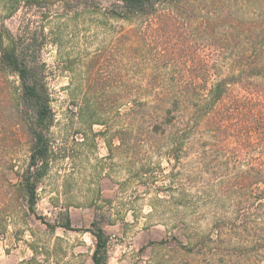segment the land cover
Here are the masks:
<instances>
[{"label": "rangeland", "instance_id": "374dc122", "mask_svg": "<svg viewBox=\"0 0 264 264\" xmlns=\"http://www.w3.org/2000/svg\"><path fill=\"white\" fill-rule=\"evenodd\" d=\"M115 3L0 0V33L34 36L52 120L31 212L33 113L0 64V264H92L93 221L107 264H264V0L128 20Z\"/></svg>", "mask_w": 264, "mask_h": 264}, {"label": "trees", "instance_id": "16d2710c", "mask_svg": "<svg viewBox=\"0 0 264 264\" xmlns=\"http://www.w3.org/2000/svg\"><path fill=\"white\" fill-rule=\"evenodd\" d=\"M179 0H117L112 8L113 18L128 20L132 17H149L157 14L158 8L173 6ZM6 35V34H5ZM5 39L6 43H5ZM29 42L16 38L10 34L4 36L0 33V64L9 72L15 74L20 83L19 99L22 106L33 113L32 124L29 128L31 146L28 164L23 172V190L27 197L28 210L34 211L36 183L44 175L47 166L49 145L45 133L52 123L51 110L47 91L41 78L43 64L35 58L28 60L27 47ZM228 80L223 79L213 85L210 90L211 100L209 103L198 107L200 117L214 116L213 105L219 101L226 91ZM205 107V108H203ZM61 227L65 230L71 229L68 216L64 218ZM87 232L94 240V249L91 254L92 264H107L108 258V237L97 221L90 224Z\"/></svg>", "mask_w": 264, "mask_h": 264}]
</instances>
